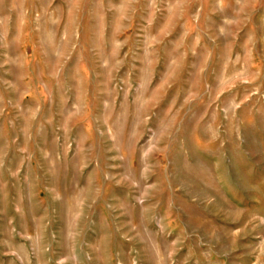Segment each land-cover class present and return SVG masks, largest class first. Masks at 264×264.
<instances>
[{"label": "rangeland", "instance_id": "374dc122", "mask_svg": "<svg viewBox=\"0 0 264 264\" xmlns=\"http://www.w3.org/2000/svg\"><path fill=\"white\" fill-rule=\"evenodd\" d=\"M0 264H264V0H0Z\"/></svg>", "mask_w": 264, "mask_h": 264}]
</instances>
